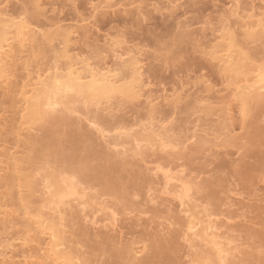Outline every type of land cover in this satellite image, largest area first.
I'll list each match as a JSON object with an SVG mask.
<instances>
[{"label": "rangeland", "instance_id": "obj_1", "mask_svg": "<svg viewBox=\"0 0 264 264\" xmlns=\"http://www.w3.org/2000/svg\"><path fill=\"white\" fill-rule=\"evenodd\" d=\"M233 1L234 0H43V1L41 0L42 3H41V10H40V8L39 9L33 8L34 7L33 2L30 1V0H2V1L0 0V4H1L0 5L1 6L0 10L2 11V13L8 11L7 13L11 17H14V18L18 17L19 18V16H21V18H24L25 20L33 23L34 25H36V24H37V26L39 25L38 28H39V31H41L42 34L44 32L45 33L47 32V33H50V34L55 33V31L59 27L57 25L55 26L54 24H55V22L58 23L59 21L60 22L58 24H59V26L62 25L61 27H63V26H64V28H68V27L72 28L73 27V30H76L75 32L79 33L78 37H77V35H76V37H74V38H76V39H74L76 41H73V42H75V46L79 44L78 46L75 47V48L79 49V50H76L75 53L78 52V54H80L81 57H83V59H85V58L91 59L92 61L94 60L93 62L96 63L97 61L99 62L102 59V57L103 58L107 57L105 60L103 59L105 62L107 61L106 62L107 64L104 61H102L101 64H106L108 66L109 65H113V64H111L114 61L113 57L111 59V54L113 56V53H112L113 51L111 52L110 49L113 50L112 47L115 46L113 44L114 41H115V44L116 43H118V44L120 43L119 45L122 46L121 48L123 49L122 52L124 50L128 49V50H132L133 52L137 53V51L141 50L140 51V53H141L140 57H141V60L143 58L142 61H143V64H144V71H143L144 72V78H143L144 82L143 83L145 85L147 84L146 85L147 86V90L146 91L148 92V94H151V93L153 94V97H152L153 99L154 98L156 99L157 97L161 96V97L156 99L157 103L154 102V103L157 104V106L159 105V107H157V111L158 112L155 113L154 115H152L153 117L156 115L154 117L155 118L154 122H152V121L151 122L153 123L154 126L157 127V126H160L158 123L161 122V119L162 120L167 119L168 124H167V122H165V123L167 124L168 127L171 128V131L168 134V138L165 137L164 140L169 145H171V146H169V148H166L164 150L161 149V144L160 143L162 141H157V142H154L152 144H150L151 142H142L141 145L138 146V147L136 146V143L133 142V143H127V145L125 147L119 148V149H113V148H108L107 147L108 148L107 151L111 152V154L109 153L110 154L109 157H111L113 159V157H116V155H117L120 158H115L114 160H112L110 158H108V159L105 158L108 155V152L106 154V149H107L106 145L108 144V143L106 144V142H108V138H110L111 136L109 134L108 138H105V140L107 139V141L104 140V142L100 138H97L98 136L95 135L96 131L92 129L93 127H91L90 124L86 123L87 119H90L92 122H95L98 127L103 128V127H105V123L106 122L112 123L111 121H113L115 123V122H117L119 120L121 121L122 118H125L121 122L126 123L127 129H133V131H134L133 134L139 132L143 125H149L148 123L150 122V119H148L150 117L149 116V112H148L149 111V105L147 104L148 102H144L143 100H141L140 101L141 103L140 102L137 103V102H134V101L130 103L128 101V102H126L124 104L123 103V102H125L124 100H123V102H121V100L118 101V100L113 99V101L111 102L113 105L111 103H110V105H112V107H114V109L118 108V106H119V109L122 107L121 109H123V112H122L121 109H120L121 113L120 112L117 113L115 111H110L109 112L110 114L108 113L109 114L108 116L107 115H105L106 117L104 116L106 118L105 122L101 121V120H98V119L96 120L95 119V113L87 114V112H85L83 110H82L83 112L80 111V109H78V108H81L82 105H84L82 103V105L75 104V108H76V106L77 107L79 106L78 108H76V109H78L77 110L78 112L74 113L75 115L72 114L73 116L70 115L71 117L67 118V121H69V120H71V118L74 117V119H72L70 121V124H68L69 122H67V121L66 122L63 121V123H61L62 121L61 122L60 121H57V122L53 121L51 123L42 122L43 124L42 123L41 124L38 123L35 126L36 129H35V127L33 129V130H36V132L35 131L33 132V134L36 133V134H34V135H36V139H37V140L35 139L36 143L40 144V141H42L43 138L45 140L44 135H45V133L50 132V130H51L52 133H50L48 135L46 134L47 135L46 137H48L50 135V137H49L50 141L53 140L52 143L54 142L52 145L49 146L51 148V149L48 148L49 151H47V149H46L47 152H46V154L44 156L43 154L45 152L43 150L42 151L44 153H42V151L39 153V151L41 150L39 148V146H35L36 147L35 148V147H32L31 145H29L30 147H28L27 144H20V143L16 144L14 142V141H16L15 140L16 137L14 138L13 136H15V135H12V133H14V131H13L14 127L17 126L18 123H19V119L18 118L20 116L18 115V110H17L19 108L16 107L14 105V103H12L11 101L10 102L12 103V105H11V103L9 104V102L7 100H10V98L8 99V97L5 96L8 92L6 93V91L2 90V87H4V85L0 86L1 87V89H0V96H1V98H0V102H1L0 103V114H1L0 115L1 116L0 117V135H1L0 136V140H1L0 141V150L1 151H0V153L1 154H3V153L6 154L7 152H5V150L7 151V148H9V149L11 148L12 149L14 147L12 149V151L13 150H14L13 152H15V151L18 152L19 151V155L18 156L20 158H22L21 160L24 159V161L26 160L27 155L29 156L27 158L31 159L30 156L33 153H35V154L39 153L38 156L39 155L40 156L42 155V156L41 157H37V158H35L37 155L33 154L34 157H32V158H34L35 160L38 159L37 161H34L35 163L34 162H28V159L26 160L27 163L23 161V163L21 164L22 165L21 168L23 170L22 171V175L29 176L30 175L29 172H31V176L32 175L34 176L33 179L35 180L36 179L35 177H37L38 182H41V183H42V180L45 177H49L50 179L46 178V180H48L49 182H54V183H57V181L59 182V181L62 180V178L64 179V177H66V178L70 179V181L73 183V185H75V187H76L75 190L77 192V195L75 197H68L67 201H69L70 204H76V203H79V201H84V202L87 203L88 207H86V209H85V207H81V208L79 207L78 208V209H82V210L84 209V212L82 213L83 216H81L80 220H81L82 223L83 222H85V223L82 224L81 222H79L80 220H78V223L80 224V228H78L79 224H77V226L76 225L75 226L74 225L73 226L68 225V227L66 226V232L67 233L65 234V237L70 242V243H68L69 247L77 248L80 251L81 254H83L84 256L86 255L87 259L90 258V254L91 253L93 255V252H91L93 250L91 248L92 246H95V245L99 246L101 242H104L106 239H108L110 237L114 238L115 235H116L115 237H118L121 232H122L121 234H123V236H124V234L126 232V234H125L126 237H124V241L122 243L127 244V243H125V242H127V232H128L127 231L128 230L127 227L130 224H132L133 222H136L138 220H141L140 223H142L144 226L142 225L141 228H138V229H141L140 230L141 232L139 231L137 234H135L134 237H130L129 238L130 240L133 241V242L129 241L131 244L135 245V244L138 243V245L135 246V248H137V250L138 249L142 250L146 246L149 249L153 248V246L155 247L156 246V244H155L156 240L158 241V244L160 242L159 240H161L160 245H162L163 241L164 242L167 241L168 243H170V240H168V238L170 239V237L171 238H173V237H177V238L179 237L180 238V236H177V235L178 234L182 235L181 232H182V230H184V231L186 230L185 229L186 225H185V227L183 229V228H181V227H183L182 225L180 227V225L176 224V222H178V221H174V220H176V218L175 219H171L175 215H176L175 217H177V215L182 216V214H179L180 210L182 211V207L180 205V202H179L178 198L175 199V197L173 195H171L172 194L171 190L175 187L174 185H177L178 183H176V182L174 183L173 182V187H169V188H172V189H169L168 195H170V196H168L167 194H163V193H165V192H163L165 190L164 189L165 183L163 181L164 180V176L163 175H165L164 172H167V171H168V173L169 172L173 173V172H176V171H178V172L179 171L180 172L184 171L183 175H185V177L187 176V177L191 178L190 180H194L193 181L194 183L192 182V184H194V185L191 184V189H193V190H191V193H190L191 197L189 199H187V200H192L191 202L190 201L189 202L190 203L193 202V203H192L191 207H188L190 205H188V201L186 200L187 209H189V210L192 209L193 204L197 203L200 206V208H201V209L200 208H196V209H198L197 212L199 211L200 216H202V221H204L205 218L203 217V213L202 212H203V209H204L206 203L211 201V202H209L207 204V206H209V208L212 209V206L210 205V203L212 204V201H213L214 203L212 205L213 206L216 205L215 203L218 202L217 199L220 197L219 200H222V202L220 201V203L222 204V209L224 208L223 210L222 209L221 210L223 212L224 211L225 212H224L223 217L221 216V217H219V219L223 218L221 220H223V222H225L226 218L230 219V216H231L230 221L226 220V222H225L226 224H228V228L231 227L230 228L231 230L229 229V231H228V228H227L226 225H225L226 227L224 229L222 228L223 229L222 231L223 232L225 231L224 233L226 234V236H225V234L223 235L225 238L219 232L218 233L222 236L223 239H226L227 235H228V240L230 239V241H232V240L236 241V243H234V241H232L235 245L233 244L231 246V248L232 247H236L237 244H238L237 249L239 248L238 250H240L239 251L240 253L238 252V250H236V251L240 255L238 256L237 253L235 252L236 253L235 256L237 258L236 259L237 261H235V262H239L240 261L239 262L240 264H243V263L244 264L245 263L246 264L247 263H249V264H252V263L253 264H257V263L261 264V263L264 262V261H262V259L264 258L263 257L264 256L263 255L264 254V245H263L264 244V237L263 236L261 237V235L263 233V231H261V229H264V226L261 225V224H264V221H263L264 220L263 219L264 214L262 212H260L261 211L260 208H263V206H261V205H264V179L261 180L264 177V171L261 172L262 170H264V166H263L264 163H261L262 161H264V152L262 151V150H264L263 149L264 148V145H263L264 144V142H263L264 141V137H263L264 136L263 135V133H264V102L262 104H260L261 107L258 104H255L254 106H251V108L253 109V112H252V109L250 108L251 110H248L250 112L248 113L247 119H245L243 121L242 120V116L239 114L241 112L238 110L239 103L234 102V103L230 104L228 102V99L229 100L233 99V97H230L232 95V92L230 91L231 89L228 88L229 85L227 86L226 78H224L223 75L220 72L219 65H216L217 62L214 61L211 58V56H210L211 55L210 53L213 51V49H207L208 44H209V46H210V44L213 45V43L216 40H218V41H216L214 44H216L218 42L220 44V42H222L221 39H216V37L218 36V38H219V36H221L220 34L223 33L222 31H219V30L221 29L220 27L224 26L222 24L223 20H225L224 18L228 17V15H230V13H231V12L229 13V11L234 9V7H232ZM258 2L259 1H257L256 3H258ZM102 3H104V4H102ZM176 3H178V4H176ZM241 3H242L241 5L243 7H245V8H246V6L249 7V0L248 1L247 0H241ZM166 4H167L168 7L166 6ZM259 5L257 4V6H259ZM96 7H97L98 10L96 9ZM230 7H232V9ZM36 9L39 10V11L36 12ZM137 9H138V11H137ZM166 9H168L167 12H166ZM42 10H44L45 12L42 11ZM225 10H226V13H225ZM38 12H39V14H38ZM95 12H97L96 15H95ZM225 14H226V17H225ZM170 15L173 16V17H171ZM5 17H7V16L5 15ZM14 18H12V19H14ZM6 19H10V18L7 17ZM232 20L234 21L235 19L233 18ZM83 22H84L85 25L82 24ZM48 23L50 24L49 26H48ZM89 23H90V25H89ZM52 25H54V26H52ZM221 25H223V26H221ZM81 26H84V27H81ZM41 28H43V30ZM86 28H88V31H89L88 34L86 33L87 32ZM89 28H90V30H89ZM235 28L237 29V32L239 34L242 33V32H240V30L238 31V29H239L238 25L235 26ZM79 30H81V31H79ZM217 32H219V33H217ZM181 33L185 34V37L187 36L188 38L186 37L187 41H186V39L184 41H180V38H179V42H180L179 43L176 40V37L177 38L180 37V35H182ZM190 33H191V35H190ZM213 33L215 34V36L213 35ZM156 36H159V37H156ZM189 36H191V37H189ZM141 38H143V39H141ZM153 38L155 40H157V39L158 40L157 41H155V40L153 41L152 40ZM189 38H190V40H189ZM242 38H243V36L241 35L240 39L242 40ZM59 39L58 40L55 39L54 40L55 43H53V44L51 43V45H53V46L58 45L60 43ZM84 39H87V40H84ZM174 39H175V41H174ZM195 39H196L197 43L194 42ZM170 41H171L172 44L170 43ZM173 41H174V43H176V41H177L176 45L177 44H179V45L175 46V44H173ZM181 42H184L186 44L181 45V44H183ZM95 43H96V45H95ZM110 44L111 45L113 44V45L111 46ZM196 44L199 47H197ZM251 44L252 43H250V49L252 51L247 47V49L249 51L248 54L249 55L251 54V56L254 55L257 60L262 59V60H259V61H263V59H264V39H260V41L259 40L256 41V43H254V45L253 44L251 45ZM119 45H117V46H119ZM172 45H174L175 47H172ZM47 46L45 45L44 48H43V49H45L44 51H46L45 52L46 54H44L45 57L44 56L43 57H38V55H40V56L43 55V53L41 55V51L40 50H39V52L37 53V56H36L37 57L36 60H37L38 64H41L40 66L43 69H45L47 66H49L53 62H55V59L53 60V58H52V55H55V54L50 51L51 47L48 46V48H47ZM95 46H97L98 48H100V47L101 48L98 49ZM58 47L60 48L61 46H58ZM46 49L49 50V51H47ZM138 49H140V50H138ZM97 50H99L100 52L98 51L99 53H97ZM175 50H176L177 54H175L176 53ZM178 50H179L180 53L178 52ZM86 51L89 52V53H87ZM260 51H262V52H260ZM51 53H53V54H51ZM173 53L175 55H173ZM91 56H92V58H91ZM51 59H52V61H51ZM109 59H111V61ZM126 59H129V58L126 57ZM37 62H35L34 64L37 65ZM49 62H50V64H48ZM63 62H64V60H63ZM108 62H110V63H108ZM200 64L202 65V68L199 67ZM15 72H14L15 74H14V76L12 78V83L14 84V82L15 83L18 82L17 84H19V80H21V82H22V80L24 79V78H22L20 76L25 77V73H22L23 71L18 72V70L15 71ZM17 72L20 73V74H17ZM15 75H16V77H15ZM13 79H15V80H13ZM16 80H18V81H16ZM14 85L16 87V84H14ZM15 87L12 89V86H11V89L12 90H15V89L17 90V88H15ZM207 87H209V88H207ZM207 89H208V92H206ZM152 94H151V96H152ZM170 96H172V97H170ZM202 97L204 98V102L205 101L206 102L204 103L202 101L203 103L200 104V101L203 99ZM5 98H7V99H5ZM178 98H179V102L180 103L177 102ZM2 99H4V100L2 101ZM161 99H162V101H158V100H161ZM169 100H172V102L169 101ZM4 101L6 102V104H5ZM166 103H168V104H166ZM120 104H123V105H120ZM229 104L231 106H229ZM115 105H118V106H115ZM211 105H212L213 109H215V111L213 112V116L214 117L212 115H210L209 117L203 115L205 113V110H206L205 108L207 106H211ZM227 106L229 107V111L231 112L230 114H232L230 116H232L234 118L233 119L231 117L233 119L232 120L233 121L232 124L234 125V126L232 125L233 131H232V133L230 132L231 134L227 130H226V132H225L224 129L222 131L221 130L222 128H220V127H224V125L226 124V122H224L225 118L229 117V116L225 117L224 116V112H223L224 109H228ZM15 107H16L17 111L15 110ZM201 107L205 109L204 113L201 112V111H203V109ZM75 108H74V110L76 111ZM111 108L107 107L108 111L111 110ZM185 109H186V111H185ZM220 109H222V110H220ZM198 110H199V112H198ZM256 110H257V112H256ZM60 112H61V115L62 114L65 115L67 111L61 110ZM111 112L113 114H111ZM195 112H197V113H195ZM158 113H160V114H158ZM252 113H254L255 115L252 114ZM166 114H169V117L170 116H172V117L169 118V117H167ZM66 116L68 117L67 114H66ZM110 117H111V119H110ZM202 117H204V119ZM238 117H240V118H238ZM114 119L115 120L118 119V120L115 121ZM74 120H76V122ZM222 120H224V121H222ZM72 121L75 122V125H73L74 123H71ZM157 121H159V122L157 123ZM219 121H221L222 124ZM226 121H227V119H226ZM155 122L157 124H154ZM227 122H230V121H227ZM243 122H245V123H243ZM53 123H56V124H53ZM196 123H197V125H196ZM252 123H253V125H252ZM2 125H4V126H2ZM161 125H162V123H161ZM248 126H249V128H248ZM250 126H254L256 128L253 127L254 130H252V127H250ZM227 127H231V125H227ZM85 128H88V131L85 130L86 132H89V130L90 131L93 130L92 131L93 133L92 132L91 133L96 136V138L94 137V139H96V140L100 139L99 142L97 140V144H94L95 140L94 141L90 140L91 142L89 143V140L87 139L88 137L84 136V135H86V132L83 130ZM170 128H167V129L170 130ZM257 128L259 130H257ZM250 129H251V131H253L252 133H250L251 131L248 133V131ZM82 130H83V132L85 134L83 132H81ZM137 130H139V131H137ZM256 130L259 131V132H257ZM11 131H13V132H11ZM94 131H95V133H94ZM256 132L258 133V135H256L257 134ZM212 133H214V134H212ZM260 133H261V135L259 136ZM51 134H52L53 137L51 136ZM253 134H254L255 140H254V138H250V137H253V136H251ZM216 135H217V137H216ZM226 135H227V138H229L230 135H232L231 137H232L233 141L236 142V140H237V142L235 144H233L234 143L233 142L232 146H231V144H228V140L225 137ZM83 136H84V138L82 139ZM256 136H259V137H256ZM79 137L82 140H85V141L82 142V140ZM204 137L207 140H209L206 144L208 145L210 143L209 144L210 147L209 146L206 147V144L204 145V147L203 146H199V144H204V143H201V141H200ZM234 137H236L237 139L236 138L234 139ZM260 137H262V138H260ZM257 138L259 139V141H258ZM76 139H77V142L79 141L78 143H80V144L74 142ZM187 139L188 140L191 139V140L190 141H186ZM260 139H263L262 140L263 144L262 145L260 144V146H259V143H261ZM38 140H40V141H38ZM222 140H224V142H222ZM252 140L255 141V142L253 143ZM73 142L75 143V146L79 145L78 146L79 148L81 147L80 145H82V147L80 149L77 147V149L79 151L75 150V146H74ZM92 142H94V143H92ZM183 142H187V143L185 145H183L182 144ZM225 142L227 143L228 146L230 145V147H228ZM246 143H248V144L253 146V148H252V146L250 148H252V149L255 148L256 152L255 151L254 152L256 153L257 156H255V154H254L252 149L246 148V145H247V147L250 146V145L248 146V144H246ZM15 144H16V146H15ZM84 144H88L89 146L88 145L84 146ZM217 144L220 147L217 146ZM236 144H237V146H236ZM99 145H101V146H99ZM181 145H183L182 147H184V148H182ZM73 146H74V150H73L74 152L73 151L71 152V150L73 149ZM94 146H95V148H94ZM174 146H175V148H172ZM185 146L187 147V149L185 148ZM225 146H227L228 148L225 147ZM254 146H256V147L259 146L257 148L260 151H258V149L256 147H254ZM84 147H86V148H84ZM200 147H201V149H200ZM202 147L204 149H202ZM29 148H31V149H29ZM32 148H34L35 152L33 151ZM197 148L199 150H196V151H199V152L195 151V149H197ZM35 149H38L39 151L37 152V150H35ZM109 149H110V151H109ZM138 149H141V150H138ZM246 149H247V153H248V151L251 150V152H252V157L251 158L252 159L243 157L244 154L246 153V151H245ZM27 150H29V151H27ZM142 150L144 151V154L140 155V152ZM182 150H184L185 152H183ZM200 150H201L202 154H200L201 153ZM203 150H204V152H203ZM81 151H83V152H81ZM89 151L91 152V154L95 153V155L98 156L99 158L98 159H97V157L95 158L94 155H91ZM168 151H169V153L171 151V153H170L171 155L170 154L168 155ZM28 152H29V154H28ZM85 152H89L88 154H90V156H93V158H94V160H93L92 157L90 158V156L87 154L89 156V158L93 160V162L89 164V165H92L91 167H94V165H96V164L98 165L96 160L99 162V164L102 162L101 163L102 165L105 164V160H110L111 162L112 161L113 162L111 163L110 161H106V163L107 162H108L107 164L111 163L110 165H114L113 163H115V168H117L116 164H118L119 165L118 168L119 167L121 168V169L120 168L119 169L122 172L121 173L122 176L124 175V177H125L126 175L128 176V174H129L128 177H131V180L133 178V180L130 181V178H128L126 176L128 181L125 180V182L128 183L127 185H129V192L132 191V192H130L131 194L129 193V196H130V198L134 197L135 202H134V200L132 198V199H129L130 203H127V207L124 206L122 203H120L122 205L118 204L119 202H117L118 200H116L115 198L112 199V197H111V199H110V197H108V196L105 197L102 194H99V192L101 193L100 187H98L99 189L97 187H95V189L92 190V188L89 187V185H87L86 183H85L86 184L85 185L84 182L77 176V174L73 173L72 170H71V173H69V174H72V175H69L68 172H70V171L68 169H70V168L65 167V165H64V167H62L63 165L58 162L60 159L63 158L64 155L68 156V154H69V156H70V153H72L71 155H73V157H71V156L70 157H66L65 156L64 158H66V159L69 158L68 160H73L72 158H74V160H75V158L77 157L76 156L77 154H79L78 156H80V154L81 155L83 154L84 157L81 156L80 158H87L88 156L85 155ZM145 152H146V154H145ZM260 152H261V154H260ZM48 153H50V155H48L49 157L47 156ZM64 153H66V154H64ZM75 153H77V154H75ZM178 153H180V154H178ZM182 153H184L185 156H184V154L181 155ZM232 153H233V155H232ZM4 154L2 155V157L0 159L2 161V162L0 161L1 168L3 166L2 172L0 173V182H1V180H3L2 178L6 179V178H8V176L10 177L11 175H13V174H11L10 171H8V170L5 171V168L7 167V162L5 161V158L3 157ZM198 154L200 156H197ZM226 154H228V155H226ZM240 154H242V156H240ZM59 155L62 158L59 157ZM111 155H113V157ZM124 155H125V157H124ZM193 155H195L196 157H194ZM85 156H87V157H85ZM121 156H123V158H121ZM176 156H178V157H176ZM180 156H181V159H180ZM186 156H188V157L186 158ZM191 156H193L194 159L191 158ZM182 157H184V159ZM197 157H199V158H197ZM44 158L46 159L47 163L44 161ZM103 158H105L104 163H103ZM195 158L197 160H195ZM34 159H31L30 161H32ZM101 159H102V161H101ZM186 159L187 160L189 159L190 161H187ZM240 159H241V161H240ZM246 159H248V160L246 161ZM55 160L57 162H55ZM228 160H231L234 163H235V161H237L236 162L237 164L235 163L234 165L239 166V167L238 168L237 167H233L234 166L233 162L231 163V161H228ZM238 161L240 162V164H239ZM50 162H51V166L49 165ZM221 162L223 164H225V162H226V164H228V165L225 164V165H223L224 167L222 165L220 167V163ZM246 162H247V164H246ZM28 163L29 164L31 163L32 165L31 164L28 165ZM58 163L60 165H62V166H60ZM72 163L76 164L75 161H72ZM119 163L123 166V170H122V167H121V165ZM230 163H231V165H232V167L234 169H236V170L238 169L239 171H242V172L246 173V174L245 173H241V175L244 174L243 175L244 177L240 175V178L242 177L241 180H243V178H244V181H241V183L243 184V187H245V188H243L242 184L239 183L240 181H238V180H240V179L237 178L238 175L234 174V172H232V167L229 166ZM243 163H245V167H244ZM258 163L261 165L262 169L258 168V167L256 168ZM54 164H56V166ZM89 165H88V172H89ZM260 165H259V167H260ZM104 166L107 167L109 165L105 164ZM124 166H125V170H124ZM201 166H203V167L200 168ZM241 166L244 167L245 171H244V169L242 170L243 167L241 168ZM253 166H255V167H253ZM226 167H230L231 168L230 170H228L229 168H227V170L229 172L226 170ZM65 168H67L68 172H66ZM118 168L115 169L114 172L120 173L119 172L120 170H118ZM215 168H217L216 171L214 170ZM239 168H241V170ZM218 169H220V170H218ZM259 169H261V170H259ZM256 170H257V172H256ZM138 171H139V173H138ZM217 171H220V172H222L224 174H222V173L219 174V172H217ZM259 171H260V173H259ZM140 172H143L145 175H143ZM230 172H232V174H230ZM252 172L253 173L255 172L256 174H260V175L262 174V178L259 177V175L257 176L255 173H254V175H255L254 176ZM24 173H27V174H24ZM124 173H126V174H124ZM91 174H93V173H91ZM140 174H141L142 177L140 176ZM226 174H228V175H226ZM131 175H134V176L132 177ZM136 175H138V176H136ZM216 175H218V176H216ZM236 175H237V177H235ZM148 176H151V177H148ZM251 176L252 177L254 176L253 180L257 176V179H255L256 181H253ZM135 177L137 179L139 178V179H142V180H143V178L146 177L147 181H149V183L145 182L146 180L145 181L143 180L145 183L140 181L139 184L142 183L143 187L141 186V184H140V186L137 184L138 185V186L136 185L137 188L133 189V190L136 191L135 192V191H133L131 189V188H133L134 180L136 179ZM221 177L224 178L225 181H222ZM246 177H248V178H246ZM211 178H212V180H211ZM215 178L217 180L219 178L220 181L219 180H218L219 182L216 181ZM245 178H246V180H245ZM149 179H151V181ZM209 179H210V181L212 183H213L214 180H215L214 183L217 182L216 187H219L220 185H222L220 187V189H217L216 187H214V188H216V190L214 189L215 193H216L217 190H219L221 193L219 191H217V193H216L217 194L216 195L217 199L215 201H214V199H211V200L207 199L208 200V202H207V201L204 200V197L203 198L201 197L203 200L201 199L202 201H200V196H204V194L203 195H201V194L199 195V192L202 193L203 189L205 188V187L203 189L201 188L202 190L200 191V187H202L201 186L202 184L203 185L206 184V182H208ZM204 180L205 181L207 180V181L203 183ZM235 180H237V181H235ZM250 181H252V183L256 182L255 185L253 186V184H251ZM38 182L36 184L40 186L41 183H38ZM131 182H133V185H132ZM246 182H248V183H246ZM1 183H0V191L1 190L2 191L0 192V200L1 201L3 200L4 201L3 203H6V201L8 203L9 200H10V202L12 201V203H10L12 206L9 205L10 207L9 206L7 207L8 211H10L9 208H11V210H14V212L20 210V208L17 207L18 203L15 204L16 206L15 205L13 206V202L14 203L17 202L16 201L17 198L14 197V195H16V193H15L16 190H15L14 193H11V194H13L12 195L13 198L11 196V199H13V200L8 199L9 197H5L7 195L6 193H10L11 191L10 192H9V190L7 191L6 188L3 189L1 187ZM126 183L123 186L127 187ZM218 183H219V186H218ZM130 184L132 185V187H131ZM250 184H251V187L248 186ZM178 185H180V184H178ZM245 185L248 186V187H246ZM170 186H172V184ZM198 186H199V189H198ZM126 187H123V188L126 189ZM42 188H43V185L41 187H39V188L37 187V191H36L35 194L33 192V196L34 197L31 196V199H32L31 203H33V205L30 204V206H32V209H35L37 206H38V208H36V209H40L44 205H46L47 207H46V209H44V212L47 211L46 213L50 215V213H48V212H52V211H50L49 209L55 207V204L48 205L47 203H45L44 199H48V196L47 197L46 196L43 197ZM246 188H248L249 190L252 189L254 191H252V190L251 191H249V190L247 191ZM127 189H128V187H127ZM4 191H6V192H4ZM12 191H14V190L12 189ZM3 193H5L6 195L3 194ZM29 194H30V192H29ZM36 194H37V196H36ZM132 194H133V196H131ZM134 194H136V197L134 196ZM82 195H85L84 198L83 199L82 198L79 199V197H81ZM101 195H102V197H101ZM35 197L36 198L38 197V198L35 200ZM93 199L95 201H93ZM39 200H40V203H39ZM111 200H113V201H111ZM131 200H133V203H135V204L137 203V204L136 205L133 204V203L131 204V202H132ZM1 201H0V203H1ZM67 201L65 203V206L68 205ZM203 201H205V203ZM35 202H36V204H35ZM95 202H96V204H94ZM201 202L204 204V207H203V204ZM100 203H104L105 205H108V207L110 209H108L105 212L104 211L103 212H99L97 214L98 216H97L96 220L97 221L100 220L99 222H101V223L103 221L104 222L102 224L99 223L98 226L94 225V227H93V225L90 222L91 221L90 218L94 215V213H95L94 211H97V210H95V208L98 209L99 207H101V206H98V205H100ZM223 203H225V204H223ZM139 204H140V206H138ZM217 205H218V203H217ZM226 205H228L227 209H226ZM231 205L234 206L235 208L232 207ZM243 205H247V209H248V205H249V210L247 211L243 207ZM254 205L257 207V209L259 208L260 211H259V209L257 210ZM207 206L205 208H207ZM219 206L221 208L220 204H219ZM230 206L232 208H234V210L230 209L229 208ZM250 206H252V207H250ZM60 207L62 208L63 206H60ZM69 207H71V206L69 205ZM238 207H239V209H238ZM241 207H243V208H241ZM16 208H18V210ZM228 208H229V210H228ZM250 208L256 209V214L255 215H257L258 214L257 211H259V213L262 216L261 215L259 217L255 216L254 213H253L255 211L254 210L252 211V209H250ZM236 209H237V211H235ZM250 210L252 211V213L249 212ZM89 211H91V213ZM200 211H201V213H200ZM227 211H228V214L231 213V212H232L231 214H235L233 216H236L237 219H239V220H235L236 217H233L231 214L230 215H228V214L226 215ZM244 211H245V214H243ZM112 212H115L118 215L117 216V218H118V223L117 224H118V230H120V231H118L117 229L115 231L114 230L111 231L110 230L111 226H109L110 225L109 224L110 221L107 222L108 225L106 224V221L108 220L106 218H108V216ZM85 213L87 214V219H85V221H84V218H86V217H84L86 215ZM102 214H104V215H102ZM168 214H170V215H168ZM15 216H17V213L15 214ZM15 216H14V218L16 220L14 219V221H15L14 224H12V226H9L8 227L9 229L7 228V230L4 229L5 227L2 228L3 227L2 225H4V223H3L4 221L2 222L1 220H3V219L2 218L0 219V221H1L0 222V238H2V239H0V240H2V241H0V243L3 242L5 239L6 240L3 242L4 244L5 243H9V242L12 243V242H14V240H16V242H14L15 244L13 243L14 245H16V246H14L15 247L14 249H16V252L13 251L14 254H12L15 257L14 258V260H15L14 262L16 264H25V261L23 260L24 259L23 257H24V255L26 256L29 253H27L24 250L25 247L24 248L21 247V245H22L21 243L22 242H18V241L21 240V236L24 239L25 233H22L21 231L25 232L24 229H26L25 228L26 226L24 224H26V221H25L26 219H24L21 211L18 212V216L19 217L17 216V218H16ZM169 216H172V217H169ZM57 217H58V215H57ZM100 218H102V219H100ZM224 218H225V220H224ZM255 218L257 220H255ZM259 218H261V220ZM183 219H185V216L183 217ZM21 220L24 221V222H22ZM249 220H251V221H249ZM231 221H233V222L235 221V223H236V224L234 223L235 226L233 225V222L231 223ZM227 222H229V223H227ZM239 223L241 225H243L244 228L246 227L247 229L246 228L244 229L242 226H240ZM184 224H186V223L183 222V225ZM106 225H107L108 228L106 227ZM236 225H239L241 228H238L239 230L236 229L237 227H239V226H236ZM81 226H82V228H81ZM86 226H88L89 228H87ZM261 226H263V228ZM72 227H74V228L72 229ZM75 227H77V228H75ZM85 227H86V229H88V231L90 230L89 234H91V235H90L89 238L83 237L79 233ZM92 227H93V230L96 231V232H94L92 230ZM97 227H98V229H97ZM100 227H101V229H100ZM223 227H224V224H223ZM142 228H144V229H142ZM233 228L236 229V230H234ZM254 228L257 229V230L255 231ZM13 229L14 230L16 229L17 231L15 230V232H14ZM76 229H77V232H78V229H80V231L77 233ZM107 229H108V231L109 230L110 231L108 232ZM121 229H122V231H121ZM241 229H242V231H241ZM250 229L251 230L254 229L252 231V233L250 232ZM178 230H180V231H178ZM259 230L262 233H260V236L258 234V236H259L258 237L256 234L260 232ZM222 231L220 229V232H222ZM235 231H237V232H235ZM246 231L247 232L249 231L250 233H247ZM114 232H115V235L113 236ZM231 232H232V234H231ZM81 233H82V231H81ZM93 233H94L95 236L93 235ZM103 233H104V235H103ZM77 234H80V236L77 235ZM245 234H246V236H245L246 239L241 237L242 235L244 236ZM250 234H251V236L255 235L256 239L255 238L251 239L250 237H247ZM5 235H6V237H5ZM230 235H231L232 238H230ZM239 235H241V236H239ZM106 236H107V238H106ZM235 236H236V238L238 240L235 238ZM25 237H26V235H25ZM96 237H98V239ZM181 237L182 238H180V240L179 239L177 240V242L179 241L178 242L179 243L178 246H180V247L177 248V250L179 249L178 250L179 252L178 251L176 252L175 249L173 250V252H170V254L168 253V251L167 252L163 251V253L166 256L172 255L170 257L168 256V258L166 257L167 258V264L168 263L169 264H176V263H173L175 261L177 262V264H192L191 262H194L196 260V258L198 257V256H196V258H194L195 255L193 256V254H197V253H194V251H193L194 249L189 248V245H188L189 243L184 241L183 235ZM257 237L258 238L261 237V239H258ZM18 238H19V240H18ZM83 238H84L85 241L83 240ZM91 238L94 239V240H92ZM7 239L11 240V241H7ZM87 239H89L88 240L89 242L87 241ZM95 239H97L96 240L97 242H99V240H100L99 244L95 241ZM165 239H167V240H165ZM242 239L243 240L245 239L246 241L244 242ZM248 239H251V241H248ZM262 239H263V241H262ZM252 240L255 241V242H252ZM258 240H259V242H257ZM17 242L20 243V244H18ZM78 242H80V243H78ZM167 242L164 243L162 246L164 247L165 244H168ZM196 242H198V241H196ZM199 242L197 243V245L199 244ZM239 242H241L243 244L240 243L241 244L240 245ZM246 242H248V243H246ZM251 242L255 243V244L252 245ZM260 242H262V244ZM35 244L37 245L38 243L36 242ZM202 244L203 243L200 242V244H199L200 248L197 246V248H195V252L197 251L196 249H198V248L200 249V251L198 249V252L204 251V250H202L203 249L202 248L203 247ZM36 245H34V247L33 246L29 247L30 250L33 251V248L35 249ZM262 245H263V247H262ZM240 247H242V248H240ZM245 247L246 248L250 247L249 248L250 250H247ZM205 248H207V247H204V249ZM251 248H252L253 251L251 250ZM26 249H27V247H26ZM257 249H259V250H257ZM163 250L166 251V249H163ZM260 250H261V252H260ZM150 251H152V249H150L149 252ZM208 251H212V250H208ZM242 251H244V252H242ZM246 251H247V255L246 256H248V257H246L245 254H244V253H246ZM28 252H29V249H28ZM249 252H251L250 255H249ZM242 253L244 254L245 257L243 256ZM100 254L104 255V256L101 257ZM97 255L100 256L101 259ZM241 255H242V257H241ZM94 256L95 257L97 256V258H99L98 260H97V258H95L93 256H92V259L90 258L91 262L94 259V263L95 264H102V263L105 264V262L106 263L109 262V260H108L109 259L108 258L109 254L106 255V254H102L100 252V253H97V254L94 253ZM250 256H251V258L253 257L254 259H251ZM256 256H258L260 259L257 258ZM95 259H96V262H95ZM259 260H260L261 263L259 262ZM101 261H102V263H100Z\"/></svg>", "mask_w": 264, "mask_h": 264}, {"label": "bare ground", "instance_id": "obj_2", "mask_svg": "<svg viewBox=\"0 0 264 264\" xmlns=\"http://www.w3.org/2000/svg\"><path fill=\"white\" fill-rule=\"evenodd\" d=\"M2 1V0H1ZM30 1H32L33 2V5H34V7L33 8H37V9H39L40 8V10H41V0H30ZM43 1V0H42ZM248 1V0H247ZM251 1V2H250ZM257 1H259L258 3H256ZM6 2V1H5ZM31 2V3H32ZM261 2V3H260ZM101 3V2H100ZM172 3V2H171ZM102 4H104V3H102ZM173 4V3H172ZM176 4H178V3H176ZM233 5H232V7H234V9H232V7H230L231 9V11H229V13H230V15H228V17H226V14H225V17L226 18H224L225 20H223V25H221V26H223V27H220L221 29L219 30V31H222L223 33L222 34H220L221 36H219V38H218V36L216 37V39H221L222 40V42H220V44H219V42L218 43H216V44H214L216 41H218V40H216L214 43H213V45H211L210 44V46H209V44H208V47H207V49H213V51L209 54L210 56H211V58L214 60V61H216L217 62V64L216 65H219V68H220V72H221V74L223 75V77L224 78H226V83H227V86H228V88L229 89H231L230 91L232 92V95L230 96V97H233V99L231 100H229L228 99V102L231 104V103H234V102H236V103H239V108H238V110L241 112V113H239L241 116H242V120L244 121L245 119H247V116H248V113L250 112V111H248V110H251L252 108H251V106H254L255 104H258L260 107H261V105L260 104H262L263 102H264V59H263V61H259V60H262V59H259V60H257L256 58H255V56L253 55V56H251V54L249 55L248 54V49H247V47L250 49V43H252L253 45H254V43H256V41H260V39H264V0H249V7L248 6H246V8L245 7H243L241 4V0H234L233 1V3H232ZM257 4L259 5V6H257ZM1 5V4H0ZM4 5V4H3ZM44 5V4H43ZM170 5V4H169ZM181 5V4H180ZM245 5V4H244ZM100 6V5H99ZM106 6V5H105ZM166 6H167V4H166ZM173 6V5H172ZM1 7V6H0ZM168 7V6H167ZM45 8V7H44ZM105 8V7H104ZM110 8V7H109ZM157 8V7H156ZM170 8V7H169ZM176 8V7H175ZM178 8V7H177ZM36 9V12L37 11H39V10H37ZM96 9H97V7H96ZM101 9V8H100ZM107 9V8H106ZM173 9V8H172ZM229 9V8H228ZM35 10V9H34ZM98 10V9H97ZM159 10V9H158ZM167 10L168 9H166V12H167ZM1 11V10H0ZM42 11H44V10H42ZM137 11H138V9H137ZM156 11V10H155ZM175 11V10H174ZM228 11V10H227ZM8 12V11H7ZM7 12H3L2 13V11L0 12V86H3L4 85V87H2V90H4V91H6V97H8V99L10 98V100H7L8 102H9V104L12 102V103H14V105L16 106V107H18L19 109H17L18 110V115L20 116L18 119H19V123H18V125L17 126H15L14 127V129H13V131H14V133H12V135H15V136H13L14 138H15V140L16 141H14L16 144H18V143H20V144H27L28 145V147H30L29 145H31L32 147H35V146H39V148L41 149L40 151L38 150V149H35V150H37V152L39 151V153L42 151V153H44L43 155L45 156V154H46V152L47 151H49V149H51L49 146L50 145H52L53 143H52V141H50V135L48 136V137H46L48 134H50V133H52L51 132V130H50V132H48V133H45V135H44V137H45V140H44V138H43V140L42 141H40V140H38V141H40V144H38V143H36V135H34V134H36V133H34L33 134V132L35 131L36 132V130H33L34 129V127L38 124V123H42V122H46V123H51V122H57V121H62L61 123H63V121H67V118H69V117H71L70 115H72V114H74V113H77L78 111V109H80V111H85V112H87V114H89V113H95V119L97 120H101V121H104L105 122V120H106V116L105 115H109L110 113V111H115V112H117V113H121V111H120V109L122 108H120L119 109V106L118 105H115V106H118V108H115L114 109V107H112V101H113V99H115V100H121V102H123V100L125 101V102H123L124 104L126 103V102H140L141 100H143L144 102H148L147 104L149 105V118L148 119H150V122L148 123L149 125H143L142 127H141V130L139 131V130H137V131H139V132H137V133H135V134H133V129H127V125H126V123H123V122H121L123 119H125V118H122V120L120 121H117V120H115V121H117V122H113V121H111L112 123H109V122H106L105 123V127H103V128H100V127H98L97 126V124L95 123V122H92L90 119H87V122L86 123H88V124H90V126L91 127H93L92 129L93 130H95L96 131V133H95V131H94V133H95V135H97L98 137L97 138H100L101 140H103V142H104V140H105V138H108V135L110 134V138H108V142H106V148L108 147V148H113V149H119V148H123V147H125L126 145H127V143H133V142H135L136 143V146L138 147V146H140L141 145V143L142 142H151L150 144H152V143H154V142H157V141H162L160 144H161V149H166V148H169V146H171V145H169L164 139H165V137H167L168 138V134H169V132L171 131V128L170 127H168L167 126V124H168V122H167V119H165V120H162L161 119V122L160 123H158L159 121H157V123L160 125V126H154L153 125V123L152 122H154V117L156 116H152V115H154L155 113H157L158 111H157V107H159V105L157 106V98H159V97H161V96H159V97H157L156 99L154 98H152L153 97V94H152V96H151V94H148V92L146 91L147 90V84L145 85L143 82V78H144V64H143V58H142V60H141V53H140V49H138V50H140V51H137V53H135V52H133L132 50H124L123 52H122V46H120L118 43H116L115 44V41L113 42V44L115 45L114 47H112L113 48V50H111L110 49V51L113 53V56H112V54H111V59H112V57H113V59H114V61H113V63H111V64H113V65H106L107 63V61L105 62L104 60L107 58V57H105V58H103L102 57V59L98 62H93L91 59H87V58H85V59H83V57H81V55L80 54H78V52L77 53H75L76 52V50H79V49H77V48H75L76 46H78V45H76L75 46V42H73V41H76V40H74V39H76V38H74V37H76V35H77V37H78V35H79V33L78 32H75L76 30H73V27L71 28V27H68V28H64V26L63 27H61V26H59V22L58 23H56L55 22V26L57 25L59 28H57V30L55 31V33H53V34H50V33H41V31H39V25L37 26V24L36 25H34L33 23H31V22H29V21H27V20H25L24 18H21V16H19V18L18 17H11ZM35 12V13H36ZM45 12V11H44ZM53 12V11H52ZM98 12V11H97ZM97 12H95V15H96V13ZM140 12V11H139ZM144 12V11H143ZM176 12V11H175ZM224 12V11H223ZM138 13V12H137ZM136 13V14H137ZM172 13V12H171ZM178 13V12H177ZM225 13H226V10H225ZM10 16H8V15ZM38 14H39V12H38ZM141 14V13H140ZM139 14V15H140ZM165 14V13H164ZM173 14V13H172ZM5 15L8 17V18H10V19H6L7 17H5ZM91 15V14H90ZM94 15V14H93ZM83 16V15H82ZM171 16V15H170ZM171 17H173V16H171ZM12 18H14V19H12ZM147 18V17H146ZM222 18V17H221ZM235 19L234 21L232 20V19ZM86 19V18H85ZM90 19V18H89ZM96 19V18H95ZM231 20V21H230ZM91 21V20H90ZM82 22V21H81ZM220 22V21H219ZM225 23V24H224ZM83 25H85L84 24V22L82 23ZM233 24V25H232ZM45 25V24H44ZM50 24L48 23V26H49ZM54 25H52V26H54ZM89 25H90V23H89ZM238 25V27H239V29H238V31L240 30V32H242V33H240L242 36H243V38H242V40L240 39V34L237 32V27L235 28V26H237ZM47 26V25H46ZM87 26V25H86ZM220 26V25H219ZM218 26V27H219ZM45 27V26H44ZM80 27V26H79ZM78 27V28H79ZM81 27H84V26H81ZM42 30H43V28H41ZM40 29V30H41ZM48 29V28H47ZM54 29V28H53ZM83 29V28H82ZM87 29V34H88V28H86ZM85 29V30H86ZM217 29V28H216ZM51 30V29H50ZM89 30H90V28H89ZM142 30V29H141ZM218 30V29H217ZM79 31H81V30H79ZM216 31V30H215ZM52 33V32H51ZM81 33V32H80ZM183 33V32H182ZM181 33V34H182ZM185 33V32H184ZM217 33H219V32H217ZM83 34V33H82ZM189 34V33H188ZM136 35V34H135ZM155 35V34H154ZM179 35V34H178ZM190 35H191V33H190ZM213 35L215 36V34L213 33ZM218 35V34H217ZM177 36V35H176ZM84 37V36H83ZM86 37V36H85ZM133 37V36H132ZM140 37V36H139ZM138 37V38H139ZM156 37H159V36H156ZM155 37V38H156ZM187 37V36H186ZM186 37H185V34H182V35H180V37H176V40L179 42V38H180V41H184L185 39H186ZM189 37H191V36H189ZM197 37V36H196ZM59 39V44L58 45H55V46H53V45H51V43L53 44V43H55V39L56 40H58ZM137 38V39H138ZM174 38V37H173ZM188 38V37H187ZM194 38V37H193ZM80 39V38H79ZM135 39V38H134ZM141 39H143V38H141ZM172 39V38H171ZM170 39V40H171ZM214 39V38H213ZM84 40H87V39H84ZM118 40V39H117ZM148 40V39H147ZM151 40V39H150ZM153 41L155 40L154 38L152 39ZM158 40V39H157ZM157 40H155V41H157ZM189 40H190V38H189ZM89 41V40H88ZM110 41V40H109ZM120 41V40H119ZM161 41V40H160ZM174 41H175V39H174ZM174 41H173V44H175V46H177V45H179V44H177L176 45V43H177V41H176V43H174ZM186 41H187V39H186ZM194 41V40H193ZM198 41V40H197ZM201 41V40H200ZM82 42V41H81ZM143 42V41H142ZM194 42H196V39H195V41ZM212 42V41H211ZM57 43V42H56ZM87 43V42H86ZM160 43V42H159ZM170 43H171V41H170ZM180 43V42H179ZM181 43H183V44H181V45H184V44H186V43H184V42H181ZM191 43V42H190ZM197 43V42H196ZM222 43V44H221ZM92 44V43H91ZM112 44V45H113ZM122 44V43H121ZM172 44V43H171ZM251 44V45H252ZM49 46V47H51L50 49V51L51 52H53L55 55H52V58H53V60L55 59V62H53L51 65H49V66H47L45 69H43L40 65L41 64H38V62H37V53L39 52V50L41 51V55H42V53H43V55L42 56H40V55H38V57H43L44 56V54H46L45 52L46 51H44L45 49H43L44 48V46ZM95 45H96V43H95ZM111 45V44H110ZM111 45V46H112ZM117 45H119V46H117ZM195 45V44H194ZM249 45V46H248ZM48 46H47V48H48ZM58 46H61L60 48L58 47ZM99 46V45H98ZM174 45H172V47H175ZM196 46H197V44H196ZM201 46V45H200ZM203 46V45H202ZM92 47V46H91ZM95 47H97V46H95ZM109 47V46H108ZM180 47V46H179ZM197 47H199V46H197ZM211 47V48H210ZM79 48V47H78ZM98 48V47H97ZM101 48V47H100ZM100 48H98V49H100ZM178 48V47H177ZM95 49V48H94ZM108 49V48H107ZM180 49V48H179ZM206 49V50H207ZM44 52H43V51ZM47 50V49H46ZM105 50V49H104ZM251 50V49H250ZM47 51H49V50H47ZM89 51V50H88ZM99 50H97V53H99L98 52ZM107 51V50H106ZM210 51V50H209ZM252 51V50H251ZM87 52V51H86ZM96 52V51H95ZM102 52V51H101ZM174 52V51H173ZM175 52H176V50H175ZM178 52H179V50H178ZM260 52H262V51H260ZM48 53V52H47ZM53 53H51V54H53ZM87 53H89V52H87ZM96 53V54H97ZM135 53V54H134ZM180 53V52H179ZM203 53V52H202ZM40 54V53H39ZM92 54V53H91ZM90 54V55H91ZM175 54H177V52L175 53ZM174 53H173V55H175ZM257 54V53H256ZM50 55V54H49ZM89 55V54H88ZM101 55V54H100ZM131 55V56H130ZM205 55V54H204ZM54 56V57H53ZM85 56V55H84ZM178 56V55H177ZM45 57V56H44ZM47 57V56H46ZM126 57H128L129 59H126ZM89 58V57H88ZM91 58H92V56H91ZM39 59V58H38ZM104 59V60H103ZM111 59H109L110 61H111ZM63 60H64V62H63ZM51 61H52V59H51ZM102 61H104L106 64H101V62ZM35 62H37V65L36 64H34ZM108 63H110V62H108ZM48 64H50V62L48 63ZM201 65V64H200ZM199 65V67L200 68H202V65L200 66ZM35 66V67H34ZM192 67V66H191ZM204 67V66H203ZM218 67V66H217ZM205 68V67H204ZM37 69V70H36ZM18 70V72H21V71H23L22 73H25V77H23V76H20V77H22V78H24L23 80H22V82H21V80H19V84H17L18 82H14V84H16V87H15V85L12 83V78H13V76H14V74L16 73L15 71H17ZM15 72V73H14ZM17 72V74H20V73H18ZM15 77H16V75H15ZM19 77V78H20ZM21 78V79H22ZM13 80H15V79H13ZM16 81H18V80H16ZM12 83V84H11ZM207 84V83H206ZM210 84V83H209ZM14 85V86H13ZM150 85V84H149ZM11 86H12V89L15 87V88H17V90L15 89V90H12L11 89ZM207 88H209V87H207ZM211 88V87H210ZM0 89H1V87H0ZM206 90V89H205ZM3 92V91H2ZM206 92H208V89H207V91ZM230 92V93H231ZM211 93V92H210ZM13 97H12V96ZM15 95V96H14ZM173 95V94H172ZM165 96V95H164ZM169 96V95H168ZM167 97V96H166ZM170 97H172V96H170ZM181 97V96H180ZM205 97V96H204ZM229 97V98H230ZM0 98H1V96H0ZM177 98V97H176ZM203 98V97H202ZM5 99H7V98H5ZM171 99V98H170ZM210 99V98H209ZM4 99H2V101H3ZM146 100V101H145ZM227 100V99H226ZM225 100V101H226ZM6 101V100H5ZM4 101V102H5ZM11 101V102H10ZM117 101V102H118ZM158 101H162V99L161 100H158ZM169 101H171L172 102V100H169ZM204 102V98L200 101V104L201 103H203ZM209 101V100H208ZM3 102V103H4ZM115 102V101H114ZM113 102V103H114ZM154 102H156V103H154ZM174 102V101H173ZM177 102H179V98H178V100H177ZM176 102V103H177ZM206 102V101H205ZM204 102V103H205ZM227 102V103H228ZM1 103V102H0ZM12 103H11V105H12ZM82 103L84 104V105H82ZM110 103L112 104V105H110ZM116 103V102H115ZM141 103V102H140ZM160 103V102H159ZM180 103V102H179ZM210 103V102H209ZM5 104H6V102H5ZM8 104V103H7ZM75 104H77V105H82V107L81 108H78L77 106H76V108H78V109H76L75 108ZM119 104V103H118ZM166 104H168V103H166ZM229 104V106H231ZM120 105H123V104H120ZM177 105V104H176ZM175 105V106H176ZM204 105V104H203ZM202 105V106H203ZM178 106V105H177ZM16 107H15V110H16ZM107 107L109 108H111V110H109L108 111V109H107ZM124 107V106H123ZM174 107V106H173ZM172 107V108H173ZM228 107V106H227ZM257 107V106H256ZM73 108V109H72ZM74 108L76 109V111L74 110ZM148 108V107H147ZM186 108V107H185ZM202 108V107H201ZM200 108V109H201ZM233 108V107H232ZM251 108V109H250ZM259 108V107H258ZM113 109V110H112ZM159 109V108H158ZM203 109V111H201V112H203L204 113V110H205V113L203 114V115H205V116H207V117H209L210 115H212L213 116V112L215 111V109H213V107H212V105L211 106H207L205 109L204 108H202ZM16 110V111H17ZM61 110H65V111H67L66 112V114L68 115V117L66 116V114L65 115H61ZM122 110V112H123V109H121ZM125 110V109H124ZM220 110H222V109H220ZM258 110V109H257ZM257 110H256V112H257ZM82 111V112H83ZM108 111V112H107ZM185 111H186V109H185ZM255 111V110H254ZM63 112V111H62ZM198 112H199V110H198ZM224 116L226 117V116H229V117H227V118H225V121L224 120H222V121H224V122H226V124L224 125V127H220V128H222L221 130L223 131V129L225 130V132H226V130L230 133H232V131H233V127H232V123H233V117L232 116H230V115H232V114H230L231 112L229 111V107H228V109H224ZM222 112V113H223ZM252 112H253V109H252ZM17 113V112H16ZM69 113V114H68ZM106 113V114H105ZM109 113V114H108ZM195 113H197V112H195ZM234 113V112H233ZM59 114V115H58ZM111 114H113L112 112H111ZM123 114V113H122ZM158 114H160V113H158ZM173 114V113H172ZM200 114V113H199ZM218 114V113H217ZM220 114V113H219ZM252 114H254V113H252ZM261 114V113H260ZM1 115V114H0ZM75 115V114H74ZM115 115V114H114ZM125 115V114H124ZM167 115V117H169V114H166ZM171 115V114H170ZM222 115V114H221ZM239 115V116H240ZM255 115V114H254ZM73 116V115H72ZM105 116V117H104ZM123 116V115H122ZM218 116V115H217ZM235 116V115H234ZM251 116V115H250ZM249 116V117H250ZM258 116V115H257ZM1 117V116H0ZM172 116H170L169 118H171ZM214 117V116H213ZM233 119H232V118ZM255 117V116H254ZM203 119H204V117H202ZM206 118V117H205ZM220 118V117H219ZM238 118H240V117H238ZM237 118V119H238ZM256 118V117H255ZM17 119V120H18ZM72 119H74V117L73 118H71V120ZM110 119H111V117H110ZM173 119V118H172ZM223 119V118H222ZM226 119H227V121H230V122H227L226 121ZM236 119V118H235ZM4 120V119H3ZM71 120H69V121H67V122H69L68 124H70V121ZM202 120V119H201ZM200 120V121H201ZM213 120V119H212ZM211 120V121H212ZM220 120V119H219ZM75 122H76V120H74ZM109 121V120H108ZM152 121V122H151ZM238 121V120H237ZM247 121V120H246ZM75 122H71V123H74L73 125H75ZM78 122V121H77ZM103 122V123H104ZM125 122V121H124ZM165 122H167V124L165 123ZM220 123H221V121H219ZM254 122V121H253ZM2 123V122H1ZM5 123V122H4ZM17 123V122H16ZM156 122L154 123V124H157ZM161 123H162V125H161ZM165 123V124H164ZM213 123V122H212ZM243 123H245V122H243ZM248 123V122H247ZM43 124V123H42ZM45 124V123H44ZM53 124H56V123H53ZM222 124V123H221ZM235 124V123H234ZM72 125V126H73ZM196 125H197V123H196ZM227 125H231V127H227ZM247 125V124H246ZM252 125H253V123H252ZM255 125V124H254ZM257 125V124H256ZM2 126H4V125H2ZM71 126V125H70ZM234 126V125H233ZM242 126V125H241ZM13 127V126H12ZM170 128V130L169 129H167V128ZM244 127V126H243ZM250 127H252V130H254V128H256V127H254V126H250ZM254 127V128H253ZM5 128V127H4ZM10 128V127H9ZM84 128V127H83ZM237 128V127H236ZM248 128H249V126H248ZM259 128V127H258ZM257 128V130H259ZM35 129H36V127H35ZM90 129V128H89ZM206 129V128H205ZM84 131L85 130H87L88 131V128H85V129H83ZM83 130L81 131V132H83ZM92 130V131H93ZM132 130V131H131ZM256 130V131H257ZM13 131H11V132H13ZM92 131H90L89 130V132H86V135H84V136H87L88 138V140H89V143L91 142V141H94L95 140V143L94 142H92V143H94V144H97V140H98V142H99V140L100 139H94V137L96 138V136L94 135V134H92L93 132ZM243 131V130H242ZM248 131V130H247ZM251 131V129L248 131V133ZM261 131V130H260ZM3 132V131H2ZM6 132V131H5ZM9 132V131H8ZM92 132V133H91ZM253 131H251L250 133H252ZM257 132H259V131H257ZM256 132V133H257ZM84 133V132H83ZM224 133V132H223ZM230 133V134H231ZM255 133V132H254ZM262 133V132H261ZM261 133L259 134V136L261 135ZM47 134V135H46ZM85 134V133H84ZM112 134V135H111ZM212 134H214V133H212ZM217 134V133H216ZM228 134V133H227ZM207 135V134H206ZM211 135V134H210ZM225 135V134H224ZM256 135H258V133L256 134ZM263 135H264V133H263ZM1 136V135H0ZM51 136H52V134H51ZM84 136L82 137V139L84 138ZM204 136V135H203ZM232 135H230V137L229 138H227V135L225 136L226 138H227V140H228V144H231V146H232V143L234 142L233 141V139H232V137H231ZM251 136H253V137H250V138H254V134L253 135H251ZM259 136H256V137H259ZM53 137V136H52ZM81 137V136H80ZM79 137V138H80ZM195 137V136H194ZM216 137H217V135H216ZM264 137V136H263ZM47 138V139H46ZM236 137H234V139H235ZM260 138H262V137H260ZM36 139V140H35ZM52 139V138H51ZM81 139V138H80ZM79 139V140H80ZM81 139V140H82ZM237 139V138H236ZM258 139V138H257ZM256 139V140H257ZM80 140V141H81ZM91 140V141H90ZM191 139H187L186 141H190ZM226 140V139H225ZM254 140H255V138H254ZM261 141V143H259V146H260V144L262 145L263 143H262V140L263 139H260ZM1 141V140H0ZM83 141H85V140H82V142ZM105 141H107V139L105 140ZM185 141V140H184ZM201 141V143H204V144H199V146H203L204 147V145L209 141V140H207L205 137L202 139V140H200ZM211 141V140H210ZM239 141V140H238ZM250 141V140H249ZM253 141V140H252ZM251 141V142H252ZM258 141H259V139H258ZM75 143H78L77 142V139L74 141ZM73 142V143H74ZM81 142V143H82ZM213 142V141H212ZM222 142H224V140H222ZM227 142V141H226ZM225 142V143H226ZM236 142H237V140H236ZM236 142H234L233 144H235ZM250 142V143H251ZM255 141H253V143H254ZM264 142V141H263ZM75 143H74V146H75ZM85 143V142H84ZM88 143V144H89ZM187 142H183L182 144L183 145H185ZM220 143V142H219ZM249 143V142H248ZM248 143H246V144H248ZM258 143V142H257ZM256 143V144H257ZM2 144V143H1ZM16 144H15V146H16ZM78 144H80V143H78ZM83 144V143H82ZM88 144H84V146L85 145H88ZM210 144V143H209ZM209 144L207 145L206 144V147L207 146H209ZM216 144V143H215ZM252 144V143H251ZM183 145H181V147L183 146ZM214 145V144H213ZM221 145V144H220ZM226 145H227V143H226ZM250 144H248V146H249ZM264 145V144H263ZM9 146V145H8ZM74 146H73V149L71 150V152L74 150ZM79 145H77V146H75V150H77V151H79L78 149H77V147H78ZM81 147H82V145H80ZM89 146V145H88ZM97 146V145H96ZM99 146H101V145H99ZM198 146V147H199ZM215 146V145H214ZM217 146H219L218 144H217ZM224 146V145H223ZM228 146V145H227ZM227 146H225V147H227ZM236 146H237V144H236ZM252 145H250L249 147H247V145H246V148H249V149H252L253 148V146H252V148H250ZM259 146H257V147H259ZM3 147V146H2ZM80 147V148H81ZM91 147V146H90ZM202 147V149H204ZM210 147V146H209ZM220 147V146H219ZM228 147H230V145L228 146ZM227 147V148H228ZM245 147V146H244ZM254 147H256V146H254ZM256 147V148H257ZM14 148V147H13ZM12 148V149H13ZM36 148V147H35ZM49 148V149H48ZM79 148V147H78ZM79 148V149H80ZM84 148H86V147H84ZM83 148V149H84ZM92 148V147H91ZM94 148H95V146H94ZM93 148V149H94ZM108 148L106 149V154H107V150H108ZM171 148V147H170ZM172 148H175V146L174 147H172ZM182 148H184V147H182ZM185 148L187 149V147L185 146ZM215 148V147H214ZM2 149V148H1ZM4 149V148H3ZM11 149V148H10ZM9 148H7V151L5 150V152H7L6 154H4V158H5V161L7 162V167L5 168V171L6 170H8V171H10L11 172V174H13V175H11L10 177L8 176V178H2L3 180H1V187L4 189V188H6L7 189V191L9 190V192L10 193H3V194H5L6 196L5 197H9L8 199H11V196L13 195V194H11V193H14L15 192V190H16V195H14V197H16L15 199H16V203H14L13 202V206L15 205V204H17V207H19L20 208V210H18V208H16L18 211H15L14 212V210H11V208H9V210L10 211H8V209H7V207L9 206V205H11L10 203H12V201L10 202V200H9V202L7 203V201H6V203H3L4 201L2 200H0L1 201V203H0V219L2 218L3 220H1L3 223H4V225H2L3 227L2 228H4V229H6L7 230V228L9 227V226H12V224H14V216H15V214L17 213V216H18V212L19 211H21L22 212V215H23V217H24V219H26L25 221H26V224H24L26 227V229H24L25 230V232H23V231H21L22 233H25V235H26V237H25V235H24V239L22 238V236H21V240L20 241H18L19 240V238H18V242H22L21 244V247H25L24 248V250L27 252V253H29L28 255H24V261H25V264H93L94 263V259L92 260V262H91V260H90V258L92 259V256L93 257H95L94 256V253L95 254H97V253H102V254H109V262H105V264H167V258H168V256L170 257V256H172V255H168L167 253V255L168 256H166L164 253H163V251L164 252H167L168 251V253L170 254V252H173V250L175 249L176 250V252L179 250H177V248L178 247H180V246H178V242H177V240L179 239L180 240V238H182L181 236L183 235V239H184V241H186L187 243H189L188 245H189V248H191V249H194L193 251H194V253H197V254H193V256L195 255V257L194 258H196V256H198L197 258H196V260L194 261V262H191L192 264H238L239 262H235V261H237L236 259V253H237V255L239 256L240 254H238V252L240 251V250H238L237 249V247H238V244H237V246L236 247H232L231 248V246L234 244V243H236V241H234V240H232V241H234V243L232 242V241H230V239L228 240V235H227V240L226 239H223L222 238V236L225 234L222 230L227 226V228H228V224H226L225 222H226V220L228 221H230V219H231V216H230V219L229 218H226V220H225V218H224V220H225V222H223V220H221V219H223V218H221V219H219V217H223V215H224V212L222 211L223 209H222V204L220 203V201L222 202V200H219V198L217 199L216 198V193H217V191H219V190H217L216 191V193H215V190H216V188L217 189H220V187L222 186V185H220L219 186V183H218V186L219 187H216V185H217V182L216 183H214V181L216 180V181H220V179L218 178V180L215 178V180L213 181V183L210 181V179L208 180V182H206L205 180L203 181V183L204 182H206V184H202L201 186L202 187H200V191L203 189V191H202V193L201 192H199V195L201 194V195H203L204 194V196H200V201H202L203 199V197H204V200L205 201H207L208 202V200L207 199H214V201L217 199V201L218 202H216L215 204L217 205V203H218V205L216 206V205H212L214 202L212 201V204L210 203V205L212 206V209H210L209 208V206H207V204L209 203V202H211V201H209L208 203H206V205H205V207L207 206V208L209 209H207V208H205L204 207V204H203V207H204V209H203V217L205 218V220L204 221H202V216H200V214H199V211L197 212V210L198 209H196V208H200V206L196 203H194L193 204V207H192V209H187V203H186V200L187 199H189L190 197H191V190H193V189H191V184H192V182L194 181V180H190L191 178L190 177H185V175H183V173H184V171H182V172H178V171H176V172H173V173H168V171L167 172H164L165 173V175H163L164 176V183H165V187H164V191L163 192H165V193H163V194H167L168 195V193H169V189H172V188H169V187H173V182L175 183H178V184H180V185H174L175 187L171 190L172 191V194L171 195H173L174 197H175V199H177L178 198V200H179V202H180V205H181V207H182V211L180 210V213L179 214H182V216H180V215H177V217H175L174 215V217L173 218H171V219H175L176 218V220H174V221H178V222H176V224L177 225H180V227H181V225L183 226V227H181V228H183L184 229V227H185V225H186V230L184 231V230H182V235L181 234H178L177 236H180V238L178 237H173V238H171L170 237V239L168 238V240H170V243H168L167 241H163V243H162V245L164 244V243H168V244H165L164 245V247L162 246V245H160V243H161V240H159L160 242H159V244H158V241L156 240V242H155V244H156V246L154 247L153 246V248H150V249H152V251H150L149 252V248L146 246L144 249H142V250H140V249H138L137 250V248H135V246L136 245H138V243L137 244H135V245H133V244H131L130 242L132 241V240H130L129 238L130 237H134L135 236V234H137L141 229H138V228H141V226L143 225L142 223H140L141 222V220H138V221H136V222H133L132 224H130L128 227H127V242H125V243H127V244H124V243H122L123 241H124V237H126L125 236V234H126V232H125V234H124V236H123V234H121L120 233V235L118 236V237H115L116 235H115V232H114V234H113V236H114V238L112 237H110V238H108V239H104L103 241L104 242H101L100 243V245L99 246H96L95 244V246H92L91 248L93 249H91L92 251L91 252H93V255H92V253L90 254V258H86V255L84 256L83 254H81L80 253V251L77 249V248H72V247H69V244L68 243H70L68 240H67V238L65 237V234L67 233L66 232V226L68 227V225H71V226H77V224H79L78 223V220H80L81 219V216H83L82 215V213L84 212V209L82 210V209H78L79 207L81 208V207H85V209H86V207H88V205H87V203L86 202H84V201H79V203H76V204H70L69 203V201H67V198L68 197H75L76 195H77V192H76V190H75V185H73V183L70 181V179L69 178H66V177H64V179L62 178V180L61 181H57V183H54V182H49L48 180H46V178H48V179H50L49 177H45L43 180H42V183L41 182H38V179H37V177H35L36 179L34 180L33 178H34V176L32 177L31 176V172H29L30 173V175L29 176H24V175H22V163H23V161H24V159L23 160H21L22 158H20L18 155H19V151L17 152V151H15V152H13L12 151V149L10 150ZM29 149H31V148H29ZM33 149V151H34V148H32ZM46 149H47V151H46ZM88 149V148H87ZM185 149V150H186ZM200 149H201V147H200ZM216 149V148H215ZM219 149V148H218ZM248 149V150H249ZM258 149V148H257ZM264 149V148H263ZM70 150V149H69ZM138 150H141V149H138ZM196 150H199L198 148L197 149H195V151ZM208 150V149H207ZM212 150V149H211ZM253 150V152L255 151V148L254 149H252ZM1 151V150H0ZM4 151V150H3ZM12 151V152H11ZM21 151V150H20ZM27 151H29V150H27ZM32 151V150H31ZM91 151V150H90ZM89 151V152H90ZM109 151H110V149H109ZM166 151V150H165ZM172 151V150H171ZM171 151H170V153H171ZM183 152H185L184 150H182ZM246 151V153L244 154L243 152V154H244V158H251L252 157V152H251V150L250 151H248V153H247V149L245 150ZM258 151H260L259 149H258ZM257 151V152H258ZM263 152H264V150H262ZM35 152V151H34ZM69 152V151H68ZM74 152V151H73ZM76 152V151H75ZM81 152H83V151H81ZM80 152V153H81ZM89 152H85V155H87ZM196 152H199V151H196ZM195 152V153H196ZM200 152H201V150H200ZM203 152H204V150H203ZM256 152V151H255ZM254 152V154H255V156H257L256 155V153ZM32 153V152H31ZM30 153V154H31ZM38 153V154H39ZM79 153V152H78ZM105 153V152H104ZM111 154V152H108V155H107V157H105L104 155V157L105 158H110V159H112L111 157H109V155ZM169 153V151H168V155L170 154ZM173 153V152H172ZM259 153V152H258ZM3 154H1L0 153V159H1V157H2V155ZM28 154H29V152H28ZM34 155H37L35 158H37V157H41L40 155L38 156V154L36 153H33ZM31 155L30 157H31V159H34V158H32V157H34V155ZM64 154H66V153H64ZM72 153H70V156L71 157H73V155H71ZM75 154H77V153H75ZM90 154H91V152H90ZM90 154H88L89 156H90ZM98 154V153H97ZM141 154H144V151L142 150L141 152H140V155ZM145 154H146V152H145ZM148 154V153H147ZM178 154H180V153H178ZM184 153H182L181 155H183ZM200 154H202V152L200 153ZM205 154V153H204ZM230 154V153H229ZM260 154H261V152H260ZM263 154V153H262ZM48 155H50V153H48L47 154V156ZM79 154H77L76 156L78 157H76L75 158V160H74V158H72L73 160H68V159H66V158H64L65 156L66 157H70L69 156V154H68V156L67 155H64L63 156V158L59 155V157H61L62 159H60L58 162L59 163H61L62 165H60L59 163V165L60 166H62V167H64V165H65V167H68V168H70V169H68L70 172H68L67 171V168H65V170H66V172H68V174L69 173H71V170L73 171V173H75V174H77V176L84 182V184L86 183L87 185H89V187H91L92 188V190H94L95 189V187H100V189H101V193L99 192V194H102L103 196H108V197H110V199H111V197H112V199H116V200H118L117 202H119L118 204H120V203H122L124 206H126L127 207V203H130V200L129 199H132L133 198V200H134V197H131L130 198V196H129V193L130 192H132V191H130L129 192V185H127L128 183H126L125 182V180H127V178H126V176L124 177V175L122 176V172H121V168L119 169L118 168V164H116V167L118 168V170H120L119 172L120 173H116V172H114L115 171V169H117V168H115V163H113L114 165H110L112 162L110 161V160H105V158H103V163H104V160H105V164L106 165H109V166H104L105 164H99V162L96 160V162L98 163V165L96 166V165H94V167H91L92 165H89L90 163H92L93 162V160H94V158H93V156H90V158L92 157V159H90L89 158V156L87 157V156H85V157H87V158H80L81 156L82 157H84L83 156V154L81 155L80 154V156H78ZM91 155H94V157L96 158L97 157V159L99 158L98 156H96L95 155V153L94 154H91ZM171 155V154H170ZM174 155V154H173ZM191 155V154H190ZM226 155H228V154H226ZM231 155V154H230ZM232 155H233V153H232ZM112 157H113V155H111ZM115 156V155H114ZM184 156H185V154H184ZM194 157H196L195 155H193ZM193 156H191V158H193L194 159V157ZM197 156H200L199 154L197 155ZM202 156V155H201ZM204 156V155H203ZM213 156V155H212ZM240 156H242V154H240ZM261 156V155H260ZM27 157H29L28 155H27ZM26 157V160L28 159V162H34V161H37V160H32V161H30L31 159H29V158H27ZM49 157V156H48ZM102 157V156H101ZM124 157H125V155H124ZM127 157V156H126ZM148 157V156H147ZM170 157V156H169ZM176 157H178V156H176ZM175 157V158H176ZM188 156H186V158H187ZM220 157V156H219ZM263 157V156H262ZM24 158V157H23ZM43 158V157H42ZM41 158V159H42ZM115 158H120L119 156H117L116 155V157H113V159L112 160H114ZM121 158H123V156H121ZM183 159H184V157H182ZM190 158V157H189ZM197 158H199V157H197ZM224 158V157H223ZM255 158V157H254ZM172 159V158H171ZM180 159H181V156H180ZM182 159V160H183ZM252 159V158H251ZM257 159V158H256ZM24 161V162H26L27 163V161ZM58 160V159H57ZM100 160V159H99ZM179 160V159H178ZM187 160V159H186ZM195 160H197L196 158H195ZM222 160V159H221ZM220 160V161H221ZM248 159H246V161H247ZM255 160V159H254ZM262 160V159H261ZM1 161V160H0ZM44 161L46 162V159L44 158ZM72 161H75V163L76 164H74V163H72ZM101 161H102V159H101ZM106 161H110L111 163L110 164H107L106 163ZM117 161V160H116ZM120 161V160H119ZM187 161H190L189 159L187 160ZM228 161H231V160H228ZM240 161H241V159H240ZM245 161V160H244ZM243 161V162H244ZM2 162V161H1ZM42 162V161H41ZM55 162H57L56 160H55ZM115 162V161H114ZM192 162V161H191ZM190 162V163H191ZM195 162V161H194ZM233 161H231V163H232ZM237 161H235V163H236ZM239 162V161H238ZM258 162V161H257ZM35 163V162H34ZM47 163V162H46ZM54 163V162H53ZM95 163V162H94ZM188 163V162H187ZM189 163V164H190ZM193 163V162H192ZM222 163V162H221ZM220 163V167H221V165L223 166V165H225L226 164V162H225V164H221ZM229 163V162H228ZM231 163H230V167H232V165H231ZM234 162H233V165L235 164ZM256 163V162H255ZM261 163H264V161H262ZM25 164V163H24ZM31 164V163H30ZM29 163H28V165H30ZM49 164V163H48ZM57 164V165H58ZM120 164V163H119ZM194 164V163H193ZM204 164V163H203ZM237 164V163H236ZM239 164H240V162H239ZM244 164V167H245V163H243ZM246 164H247V162H246ZM32 165V164H31ZM50 166H51V162H50V164H49ZM55 166H56V164H54ZM88 165H89V172H88ZM121 165V164H120ZM137 165V164H136ZM191 165V164H190ZM195 165V164H194ZM207 165V164H206ZM226 165H228V164H226ZM249 165V164H248ZM259 163H258V165L256 166V168L258 167V168H261V165H260V167H259ZM263 165V164H262ZM251 166V165H250ZM264 166V165H263ZM91 167V168H90ZM121 167H122V170H123V166L121 165ZM134 167V166H133ZM203 166H201L200 168H202ZM208 167V166H207ZM219 167V166H218ZM224 167V166H223ZM230 167H226V170H227V168H229L228 170H230L231 168ZM233 167H239V166H236V165H234ZM232 167V172H234V174H237L238 175V177H237V175L235 176V177H237V178H239L240 180H238V181H240L239 183L240 184H242L241 183V181H244V178H243V180H241L242 179V177L240 178V175H241V173H245V172H242V171H239L238 169L236 170V169H234ZM243 166H241V168H242ZM244 167L242 168V170L244 169ZM253 167H255V166H253ZM252 167V168H253ZM2 168H3V166H2ZM2 168H1V166H0V173L2 172ZM158 168V167H157ZM241 168H239L240 170H241ZM251 168V169H252ZM24 169V168H23ZM205 169V168H204ZM203 169V170H204ZM216 169L217 168H215L214 170L216 171ZM221 169V168H220ZM220 169H218V170H220ZM262 169V168H261ZM261 169H259V170H261ZM64 170V169H63ZM124 170H125V166H124ZM159 170V169H158ZM202 170V171H203ZM223 170V169H222ZM225 170V171H226ZM227 170V171H228ZM226 171V172H227ZM244 171H245V169H244ZM264 170H262L261 172H263ZM65 172V171H64ZM124 172V171H123ZM217 172H219V174H221L222 172H220V171H217ZM216 172V173H217ZM229 172V171H228ZM227 172V173H228ZM232 172H230V174H232ZM256 172H257V170H256ZM91 173H93V174H91ZM138 173H139V171H138ZM140 173H142L143 175H145L143 172H140ZM253 173V172H252ZM255 173V172H254ZM254 173H253V175H254ZM259 173H260V171H259ZM24 174H27V173H24ZM124 174H126V173H124ZM128 174V173H127ZM136 174V173H135ZM134 174V175H135ZM148 174V173H147ZM222 174H224V173H222ZM246 174V173H245ZM248 174V173H247ZM256 174V173H255ZM69 175H72V174H69ZM134 175H131L132 177L134 176ZM139 175V174H138ZM138 175H136V176H138ZM150 175V174H149ZM226 175H228V174H226ZM244 175V174H243ZM243 175H241V176H243ZM257 176L259 175V177H261L262 178V174L260 175V174H256ZM128 176H129V174H128ZM127 176V177H128ZM140 176H141V174H140ZM139 176V177H140ZM216 176H218V175H216ZM221 176V175H220ZM246 176V175H245ZM255 176V175H254ZM253 176V177H254ZM257 176H256V178L255 179H257ZM142 177V176H141ZM148 177H151V176H148ZM214 177V176H213ZM225 177V176H224ZM244 177V176H243ZM252 177V176H251ZM253 177H252V180H253ZM128 178H130V181H132L133 180V178H132V180H131V177H128ZM136 178V177H135ZM198 178V177H197ZM196 178V179H197ZM222 178V177H221ZM226 178V177H225ZM246 178H248V177H246ZM246 178H245V180H246ZM250 178V177H249ZM260 178V179H261ZM5 179V180H4ZM152 179V178H151ZM151 179H149L150 181H151ZM224 178H222V181H225V179L223 180ZM253 180V181H256V180ZM264 179V177L261 179V180H263ZM143 180L145 181V182H147V183H149V181H147V178L145 177V178H143ZM142 179H135L134 180V185H133V182H131L132 183V185H133V188H131L132 187V185H131V189L133 190V189H135V188H137V186L139 185L140 186V184H141V186L143 187V185H142V183H140L139 184V182L140 181H142V182H144ZM211 180H212V178H211ZM250 180V179H249ZM248 180V181H249ZM38 183H41L40 184V186L39 185H37L36 183L37 182ZM128 181V180H127ZM218 181V182H219ZM221 181V182H222ZM227 181V180H226ZM235 181H237V180H235ZM126 183V185H127V187H128V189H127V187L126 186H123L125 183ZM144 182V183H145ZM153 182V181H152ZM262 182V181H261ZM163 183V184H164ZM194 183V182H193ZM223 183V182H222ZM244 183V182H243ZM246 183H248V182H246ZM250 183L251 184H253V186L255 185V183L256 182H254V183H252V181H250ZM85 184V185H86ZM138 184V185H137ZM151 184V183H150ZM149 184V185H150ZM153 184V183H152ZM172 184V186H170ZM251 184L250 185H248V186H250L251 187ZM43 185V188H42V195H43V197L44 196H48V199H44L45 200V203H47L48 205H50V204H55V207H53V208H50L49 210L50 211H52V212H48V213H50V215L49 214H47L46 212L47 211H45L44 212V209H46V205H44L42 208H40V209H36V208H38V206L35 208V209H32V206H30V204L31 205H33V203H31L32 202V199H31V196L32 197H34L33 196V192H34V194L36 193V191H37V187L39 188V187H41ZM137 185V186H136ZM145 185V184H144ZM148 185V184H147ZM192 185H194V184H192ZM247 185V184H246ZM245 185V186H246ZM164 186V185H163ZM241 186V185H240ZM248 186H246V187H248ZM123 187H126V189L125 188H123ZM214 187H216V188H214ZM238 187V186H237ZM242 187H243V184H242ZM202 188V189H201ZM243 188H245V187H243ZM242 188V189H243ZM12 189L14 190V191H12ZM99 189V188H98ZM141 189V188H140ZM139 189V190H140ZM198 189H199V186H198ZM215 189V190H214ZM254 189V188H253ZM138 190V191H139ZM245 190V189H244ZM246 190L248 191L249 189L248 188H246ZM252 189H250L249 191H251ZM2 191V190H1ZM0 191V192H1ZM133 191H135V190H133ZM161 191V192H162ZM168 191V192H167ZM252 191H254V190H252ZM4 192H6V191H4ZM29 192H30V194H29ZM136 192V191H135ZM140 192V191H139ZM220 192V191H219ZM171 193V192H170ZM221 193V192H220ZM249 193V192H248ZM254 193V192H253ZM32 194V195H31ZM131 194V193H130ZM243 194V193H242ZM241 194V195H242ZM250 194V193H249ZM102 195H101V197H102ZM239 195V194H238ZM252 195V194H251ZM250 195V196H251ZM36 196H37V194H36ZM84 196L85 195H82L81 197H79V199H83L84 198ZM131 196H133V194L131 195ZM134 196L136 197V194H134ZM168 196H170V195H168ZM172 196V197H173ZM220 196V195H219ZM202 197V198H201ZM218 197V196H217ZM12 198H13V196H12ZM38 198V197H37ZM36 197H35V200L37 199ZM56 199V200H55ZM66 199V200H65ZM199 199V198H198ZM197 199V200H198ZM202 199V200H201ZM5 200V199H4ZM11 200H13V199H11ZM65 200V201H64ZM133 200H131L132 202H131V204L133 203ZM66 201H67V203H68V205L67 206H65V203H66ZM93 201H95L94 199H93ZM111 201H113V200H111ZM153 201V200H152ZM188 201V205H190V206H188V207H191V205H192V203H190L192 200H187ZM190 201V202H189ZM205 201H203L204 203H205ZM224 201V200H223ZM37 202V201H36ZM36 202H35V204H36ZM134 202H135V200H134ZM38 203V202H37ZM39 203H40V200H39ZM152 203V202H151ZM190 203V204H189ZM94 204H96V202L94 203ZM104 203H100V205H98V206H101V207H99L98 209H96L95 208V210H97V211H94L95 213H94V215L90 218L91 219V224L93 225V227H94V225L95 226H98V224L100 223V224H102L101 222H99V221H97L96 219H97V214L99 213V212H105V211H107L108 209H110L109 207H108V205H103ZM116 204V203H115ZM122 204H120V205H122ZM133 204H135V203H133ZM137 204V203H136ZM135 204V205H136ZM219 204L221 205V208H220V206H219ZM223 204H225V203H223ZM227 204V203H226ZM232 204V203H231ZM69 205L71 206V207H69ZM12 206V205H11ZM16 206V205H15ZM42 206V205H41ZM60 206H65L64 208L62 207H60ZM91 206V205H90ZM134 206V205H133ZM138 206H140V204L138 205ZM210 206V207H211ZM216 206V207H215ZM224 206V205H223ZM232 206V205H231ZM229 207L230 209H233L234 210V206H232V207H234V208H232V207ZM255 206V205H254ZM260 206V205H259ZM261 206H263V208H260L261 209V211H260V209H259V211L260 212H262L263 214H264V205H261ZM10 207V206H9ZM227 207H228V205H226V209H227ZM243 207L248 211L249 210V205H248V209H247V205H243ZM243 207H241V208H243ZM250 207H252V206H250ZM256 207V206H255ZM254 207V208H255ZM14 208V207H13ZM101 208V209H100ZM117 208V207H116ZM186 208V209H185ZM229 208H228V210H229ZM237 208V207H236ZM254 208H250V209H252V211L254 210L255 212H253L254 213V215L256 214V209H257V207H256V209H254ZM123 209V208H122ZM184 209V210H183ZM201 209V208H200ZM199 209V210H200ZM222 209V210H221ZM238 209H239V207H238ZM257 209V210H258ZM36 210V211H35ZM211 210V211H210ZM171 211V210H170ZM169 211V212H170ZM235 211H237V209L235 210ZM234 211V212H235ZM252 211L250 210L249 212H251L252 213ZM259 211H257V215H255V216H260L261 214L259 213ZM90 213H91V211H89ZM173 212V211H172ZM214 212V213H213ZM231 212V211H230ZM146 213V212H145ZM200 213H201V211H200ZM232 213V212H231ZM231 213H229L228 214V211H227V213H226V215L228 214V215H230ZM240 213V212H239ZM247 213V212H246ZM21 214V213H20ZM53 214V215H52ZM58 215V217H57V215ZM86 214V213H85ZM171 214V213H170ZM170 214H168V215H170ZM243 214H245V211L243 212ZM250 214V213H249ZM248 214V215H249ZM91 215V214H90ZM102 215H104V214H102ZM109 215V214H108ZM185 216V219H183V217ZM199 215V216H198ZM225 215V216H226ZM232 216L233 215H235V214H231ZM237 215V214H236ZM241 215V214H240ZM17 216H15L16 218H17ZM49 216V217H48ZM52 216V217H51ZM106 216V215H105ZM117 214L115 213V212H112L109 216H108V218H106V219H108L107 221H106V224H107V222L108 221H110V225L109 226H111L110 227V230L111 231H115L116 229L118 230V218H117ZM251 216V215H250ZM249 216V217H250ZM262 216V215H261ZM19 217V216H18ZM22 217V216H21ZM84 217H86V218H84V221H85V219H87V214L84 216ZM89 217V216H88ZM169 217H172V216H169ZM229 217V216H228ZM233 217H236V216H233ZM232 217V218H233ZM248 217V218H249ZM69 218V219H68ZM242 218V217H241ZM254 218V217H253ZM257 218V217H256ZM255 218V220H257ZM23 219V218H22ZM100 219H102V218H100ZM105 219V218H104ZM105 219V220H106ZM234 219V218H233ZM243 219V218H242ZM260 220H261V218H259ZM263 219H264V216H263ZM16 220V219H15ZM186 220V221H185ZM219 220V221H218ZM235 220H239V219H237V217H236V219ZM0 221V222H1ZM22 221V220H21ZM144 221V220H143ZM249 221H251V220H249ZM264 221V220H263ZM20 222V221H19ZM22 222H24V221H22ZM79 222H81V220L79 221ZM183 222H185L186 224H184L183 225ZM233 221H231V223H232ZM248 222V221H247ZM262 222V221H261ZM260 222V223H261ZM21 223V222H20ZM73 223V224H72ZM82 223V222H81ZM85 222H83L82 224H84ZM145 223V222H144ZM227 223H229V222H227ZM234 223H235V221L233 222V225H234ZM120 224V223H119ZM175 224V225H176ZM223 224H224V227H223ZM236 224V223H235ZM240 224V223H239ZM258 224V223H257ZM256 224V225H257ZM87 225V224H86ZM89 225V224H88ZM108 225V224H107ZM107 225H106V227H107ZM221 225V226H220ZM226 225V226H225ZM261 225H263L264 226V224H261ZM70 226V227H71ZM85 226V225H84ZM105 226V225H104ZM144 226V225H143ZM232 226V225H231ZM235 226V225H234ZM236 226H239V225H236ZM240 226H242L243 227V225H241L240 224ZM235 227L236 229H238V228H241V227ZM263 226H261L262 228H263ZM87 228H89L88 226H86ZM86 227L84 228V229H82L81 231H82V233H81V231H80V229H78V232L83 236V237H86V238H89L90 237V235L91 234H89V231H88V229H86ZM93 227H92V230H93ZM102 227V226H101ZM101 227H100V229H101ZM179 227V228H180ZM233 227V226H232ZM14 228V227H13ZM74 227H72V229H73ZM75 228H77V227H75ZM78 228H80V224H79V227ZM81 228H82V226H81ZM96 228V227H95ZM94 228V229H95ZM108 228V227H107ZM180 228V229H181ZM223 228V229H222ZM231 228V227H230ZM230 228H228V231H229V229ZM244 228V227H243ZM246 228V227H245ZM244 228V229H245ZM252 228V227H251ZM3 229V230H4ZM9 229V228H8ZM12 229V228H11ZM91 229V228H90ZM97 229H98V227H97ZM142 229H144V228H142ZM220 229H221V231L222 232H220ZM234 229V228H233ZM236 229H234V230H236ZM247 229V228H246ZM255 229V228H254ZM253 229V230H254ZM14 230V229H13ZM16 230V229H15ZM15 230H14V232H15ZM20 230V229H19ZM18 230V231H19ZM103 230V229H102ZM109 230V231H110ZM231 230V229H230ZM239 230V229H238ZM237 230V231H238ZM253 230H251L250 229V232L252 233V231ZM257 229H255V231H256ZM17 231V230H16ZM94 231V230H93ZM100 231V230H99ZM107 231H108V229H107ZM108 231V232H109ZM118 231H120V230H118ZM121 231H122V229H121ZM178 231H180V230H178ZM237 231H235V232H237ZM241 231H242V229H241ZM244 231V230H243ZM254 231V232H255ZM260 231V230H259ZM261 231H263V233H264V229H261ZM259 232V233H257L256 235L258 236V234H259V236H260V233H262V232ZM13 232V231H12ZM76 232H77V229H76ZM77 232V233H78ZM94 232H96V231H94ZM104 232V231H103ZM141 232V231H140ZM143 232V231H142ZM145 232V231H144ZM222 235H220L219 233ZM247 232V231H246ZM249 231L247 232V233H250ZM18 233V232H17ZM20 233V232H19ZM27 233V234H26ZM240 233V232H239ZM242 233V232H241ZM245 233V232H244ZM256 233V232H255ZM262 233V235H261V237L263 236L264 237V234ZM14 234V233H13ZM80 234H77V235H79L80 236ZM100 234V233H99ZM117 234V233H116ZM119 234V233H118ZM231 234H232V232H231ZM235 234V233H234ZM233 234V235H234ZM254 234V233H253ZM15 235V234H14ZM93 235H94V233H93ZM103 235H104V233H103ZM106 235V234H105ZM161 235V234H160ZM236 235V234H235ZM42 236V237H41ZM95 236V235H94ZM97 236V235H96ZM162 236V235H161ZM160 236V237H161ZM176 236V235H175ZM225 236H226V234H225ZM237 236V235H236ZM236 236H235V238H236ZM239 236H241V235H239ZM245 236H246V234L243 236H241V237H243V238H245ZM253 236V237H252ZM251 236V234L249 235V236H247V237H250L251 239L253 238H255L256 236L255 235H252ZM258 236V237H259ZM5 237H6V235H5ZM20 237V236H19ZM93 237V236H92ZM105 237V236H104ZM109 237V236H108ZM158 237V236H157ZM156 237V238H157ZM224 237V236H223ZM257 237V238H258ZM261 237L260 238H258V239H261ZM12 238V237H11ZM16 238V237H15ZM97 239H98V237H96ZM106 238H107V236H106ZM225 238V237H224ZM230 238H232L231 237V235H230ZM240 238V237H239ZM0 239H2V238H0ZM44 239V240H43ZM81 239V238H80ZM92 239V238H91ZM97 239H95V241L97 240ZM161 239V238H160ZM223 239V240H222ZM234 239V238H233ZM237 239V238H236ZM246 239V238H245ZM243 240L244 242L246 241V240ZM251 239H248V241H251ZM256 239V238H255ZM6 240V239H5ZM4 240V241H5ZM14 240V239H13ZM24 240V241H23ZM44 242H43V241ZM83 240H84V238H83ZM89 239H87V241H88ZM92 240H94V239H92ZM165 240H167V239H165ZM238 240V239H237ZM0 241H2V240H0ZM3 241V242H4ZM7 241H11V240H8L7 239ZM6 241V242H7ZM85 241V240H84ZM126 241V240H125ZM130 241V242H129ZM196 241H200V242H202L203 244V249L202 250H204V251H201V252H198V249L200 248L199 247V244H200V242H199V244L197 245V243L198 242H196ZM241 241V240H240ZM262 241H263V239H262ZM3 242H1L0 243V264H16L14 261V256L12 255V254H14L13 253V251H15L16 252V249H14L15 247L14 246H16V245H14L15 243L14 242H16V240H14V242H12V243H3ZM17 242V243H18ZM38 243L37 245L35 244V243ZM42 242V243H41ZM89 242V241H88ZM97 242V241H96ZM99 242H100V240H99ZM99 242H97L98 244H99ZM133 242V241H132ZM181 242V241H180ZM252 242H255V241H253L252 240ZM251 242V243H252ZM257 242H259V240L257 241ZM14 243V244H13ZM78 243H80V242H78ZM93 243V242H92ZM96 243V244H97ZM122 243V244H121ZM130 243V244H129ZM241 242H239V244H240ZM246 243H248V242H246ZM261 244H262V242H260ZM18 244H20V243H18ZM36 245L35 246V249L33 248L34 247V245ZM241 244H243V243H241ZM240 244V245H241ZM250 244V243H249ZM253 244H255V243H252V245ZM259 244V243H258ZM181 245V244H180ZM205 245V246H204ZM235 245V244H234ZM247 245V244H246ZM264 245V244H263ZM263 245H262V247H263ZM31 246H33L32 248H33V251H31L30 250V248L29 247H31ZM162 246V247H161ZM182 246V245H181ZM197 246L199 247L198 249H196L197 251L195 252V248H197ZM201 246V245H200ZM261 246V245H260ZM259 246V247H260ZM26 247H27V249H26ZM204 247H207V248H205L204 249ZM210 247V248H209ZM248 247V246H247ZM251 247V246H250ZM249 247V248H250ZM261 247V248H262ZM31 248V249H32ZM209 248V249H208ZM240 248H242V247H240ZM246 248V247H245ZM249 248H246L247 250H250ZM14 249V250H13ZM28 249H29V252H28ZM163 249H166V251L165 250H163ZM254 249V248H253ZM260 249V248H259ZM259 249H257V250H259ZM23 250V251H24ZM208 250H212V251H208ZM236 250H238V252L236 251ZM251 250H252V248H251ZM262 250V249H261ZM261 250H260V252H261ZM22 251V250H21ZM181 251V250H180ZM192 251V252H193ZM199 251H200V249H199ZM206 251V252H205ZM253 251V250H252ZM255 251V250H254ZM148 252V253H147ZM175 252V251H174ZM179 252V251H178ZM236 252V253H235ZM242 252H244V251H242ZM11 253V254H10ZM18 253V252H17ZM24 253V252H23ZM22 253V254H23ZM240 253V252H239ZM250 253L251 252H249V255H250ZM253 253V252H252ZM85 254V253H84ZM146 254V255H145ZM243 254V253H242ZM245 254V256L247 255V251H246V253H244ZM244 254H243V256H244ZM10 255V256H9ZM21 255V254H20ZM19 255V256H20ZM101 255V254H100ZM145 255V256H144ZM262 255V254H261ZM264 255V254H263ZM16 256V255H15ZM22 256V255H21ZM98 256V255H97ZM97 256L95 257V258H97ZM104 255H101V257H103ZM244 256V257H245ZM99 258H100V256H98ZM167 257V258H166ZM241 257H242V255H241ZM240 257V258H241ZM246 257H248V256H246ZM257 258H259L258 256H256ZM255 257V258H256ZM264 257V256H263ZM99 258H97V260L99 259ZM175 258V257H174ZM199 258V259H198ZM250 258H251V256H250ZM256 258V259H257ZM101 259V258H100ZM104 259V258H103ZM251 259H254L253 257L251 258ZM255 259V260H256ZM260 259V258H259ZM264 259V258H263ZM262 259V261H264ZM107 260V261H108ZM258 260V259H257ZM100 261V260H99ZM251 261V260H250ZM95 262H96V259H95ZM247 262V261H246ZM254 262V261H253ZM258 262V261H257ZM259 262H260V260H259ZM19 263V262H18ZM100 263H102V261L100 262ZM173 263H176L177 264V262L175 261V262H173ZM251 263V262H250ZM261 263V262H260ZM264 263V262H263ZM263 263H261V264H263ZM95 264V263H94ZM103 264V263H102ZM169 264V263H168ZM240 264V263H239ZM244 264V263H243ZM246 264V263H245ZM247 264H249V263H247ZM253 264V263H252ZM258 264V263H257Z\"/></svg>", "mask_w": 264, "mask_h": 264}]
</instances>
